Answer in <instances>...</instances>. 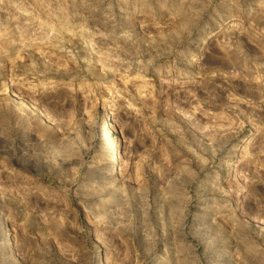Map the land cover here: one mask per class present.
I'll return each instance as SVG.
<instances>
[{
  "label": "rangeland",
  "instance_id": "rangeland-1",
  "mask_svg": "<svg viewBox=\"0 0 264 264\" xmlns=\"http://www.w3.org/2000/svg\"><path fill=\"white\" fill-rule=\"evenodd\" d=\"M0 264H264V0H0Z\"/></svg>",
  "mask_w": 264,
  "mask_h": 264
},
{
  "label": "bare ground",
  "instance_id": "bare-ground-1",
  "mask_svg": "<svg viewBox=\"0 0 264 264\" xmlns=\"http://www.w3.org/2000/svg\"><path fill=\"white\" fill-rule=\"evenodd\" d=\"M39 115L41 117H43L45 120H47V121L50 120V119H48V116L46 115V113L43 110H41V109L39 110ZM111 116H112V112H110L109 109H107L106 107H103V113H102V116H101V119H102V122H103V126H104L105 129H109L112 132H114V131H116V127H115L114 121L111 118ZM117 155L112 161V162H114L113 167L119 165L118 156ZM100 263H101V261H100Z\"/></svg>",
  "mask_w": 264,
  "mask_h": 264
}]
</instances>
